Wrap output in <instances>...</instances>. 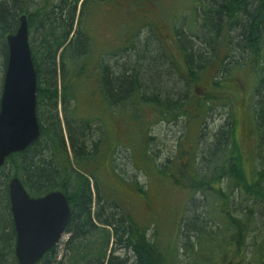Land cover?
Instances as JSON below:
<instances>
[{
    "label": "trees",
    "instance_id": "16d2710c",
    "mask_svg": "<svg viewBox=\"0 0 264 264\" xmlns=\"http://www.w3.org/2000/svg\"><path fill=\"white\" fill-rule=\"evenodd\" d=\"M128 1L131 12L152 16L134 28L124 24L128 45L115 47L109 54L117 60L108 63L95 52L91 27L97 10L113 0H0V68L5 72L8 63L6 38L26 15L41 129L35 143L0 167V264H18L8 190L13 178L31 197L63 192L71 207L63 256L57 246L38 264H264V0H189L188 35L176 31L174 39L181 60L164 47L152 53L150 39H138L158 27L154 8L146 7L152 0ZM129 51L135 60L126 58ZM237 102L248 120L250 151L238 137ZM218 110L225 119L208 134L205 124ZM116 117L134 147L111 146ZM180 120L199 130L189 148L180 144L178 157L159 165L144 150L153 139L150 127ZM119 147L135 161L141 148L148 181L159 177L185 192L183 215L172 221L168 240L154 211L152 220L141 221L120 188L101 178L107 166L129 185L113 167ZM130 186L147 199L137 183Z\"/></svg>",
    "mask_w": 264,
    "mask_h": 264
},
{
    "label": "rangeland",
    "instance_id": "374dc122",
    "mask_svg": "<svg viewBox=\"0 0 264 264\" xmlns=\"http://www.w3.org/2000/svg\"><path fill=\"white\" fill-rule=\"evenodd\" d=\"M189 4V0H152L151 6H149V4L146 7H152V9L154 8V14L157 18L156 22L158 27L153 31L150 29H144L138 36V39L142 40V42H147L150 39L149 47L151 50H148H150L152 53L155 52V50L158 52L162 47H164L169 55H173L175 59L181 60V55L177 45L174 42V39L177 36L176 31H181L184 35H188L186 23L191 20V18H189V10H187L189 9ZM104 5L105 6L100 7L99 10H97V24H94V27H91L92 36L94 37L95 44H98L97 47L94 46L96 48L95 52L97 51V53L104 54L108 63H114L117 58L110 55L114 48H118L119 46L125 47V45H128L126 43L124 45V40L127 35H129V33L124 35L126 32H124V24H127L128 27L130 26L131 28H134V26L138 23L140 24L141 21H144L145 19L147 21L150 20L152 15L150 12L144 11L143 9H141L143 10L142 12H137V14L131 12L130 10L132 7H129L131 5L130 1L128 0H113V3L108 2L104 3ZM160 26L165 28L162 29ZM170 26L172 27V30L169 28ZM128 31L133 33L134 29L133 31ZM132 36L133 35L129 37ZM152 37L154 39H152ZM100 55L101 54H99V57ZM125 55L127 59L132 57L135 60V54H131V51ZM119 60L122 62L121 56L119 57ZM166 68L170 67L167 66ZM172 71L173 76L178 80L179 69L177 70V68H175ZM4 75V68L2 69L1 67L0 87L4 81ZM58 85L60 87V80ZM96 101V105L99 109L101 107V102L99 99H96ZM239 106L240 104L237 102L235 113L239 122L238 137L243 148L250 151L254 147V144L247 136V128H249V126L246 122V114L242 113ZM87 108L88 107H84L87 112H90L91 110ZM106 118L111 122L110 117ZM61 119L69 155L70 158H73L69 148L68 137L64 128V116L62 114ZM224 119V110H218L213 113V115L208 118V121L205 124L207 133L212 134L223 123ZM112 121L113 122L110 125V131L113 135H115L110 139L111 146H114L118 141H121L125 145H129V143H131L134 147V141L131 142L130 140L123 139L122 137L123 123L121 122L120 118H113ZM189 124H187L184 120H180L179 123L175 124L160 122L152 125V127H150V134L153 139L150 141V143H148L146 148L143 147L144 150L146 149V151L149 152L150 157L154 158L155 162L159 165L168 164L169 159L174 161L179 155L180 144H182L184 148H189V140H191V138H193L199 130L198 124ZM135 150L137 151L138 157L136 161L133 156V152H131L128 148L123 147L116 149L113 158L111 157L113 160L114 169L117 170L129 183L128 186L120 184L112 169L107 166H104L100 171L101 178H103V180L113 187H116L117 189L120 188L119 190L121 194L125 196L130 212L134 213V215L141 221L145 222L152 220L154 211V213L157 214V217L159 218V231L161 233V237L163 240H168L167 237L172 234L170 228L175 227L172 224V221L178 220L183 215L186 194L181 190L175 189L171 184L162 178L152 176L151 180L148 181L145 175L150 173H147L148 170L146 169V164L140 157L141 148H135ZM9 169L10 165L7 166V170ZM148 169V172H150V168ZM132 182L137 183L138 186L141 187L143 191H145L147 199H144L140 194L136 193L135 189L130 186V183ZM68 237V235H65L62 239V242L60 243L58 248L59 258L63 256L64 243L68 240ZM118 254L122 256L129 255V257H131L132 253L129 251L126 253L119 251Z\"/></svg>",
    "mask_w": 264,
    "mask_h": 264
},
{
    "label": "water",
    "instance_id": "95a60500",
    "mask_svg": "<svg viewBox=\"0 0 264 264\" xmlns=\"http://www.w3.org/2000/svg\"><path fill=\"white\" fill-rule=\"evenodd\" d=\"M8 64L0 99V167L13 153L26 150L41 136L37 118V73L29 46L26 16L15 34L7 37ZM17 235L19 264H37L62 238L72 211L66 195L55 191L43 197L29 196L21 181L9 185Z\"/></svg>",
    "mask_w": 264,
    "mask_h": 264
},
{
    "label": "flooded vegetation",
    "instance_id": "af4514ba",
    "mask_svg": "<svg viewBox=\"0 0 264 264\" xmlns=\"http://www.w3.org/2000/svg\"><path fill=\"white\" fill-rule=\"evenodd\" d=\"M8 190H9V188H8ZM60 192V191H59ZM10 193V192H9ZM63 193V192H62ZM49 194V193H48ZM43 197V196H42ZM35 198V197H34ZM37 198H39V197H37ZM67 198V197H66ZM68 200V199H67ZM9 201H10V194H9ZM10 211H11V215H12V210H11V203H10ZM12 217H13V215H12ZM12 221H13V218H12ZM13 225H14V221H13ZM14 230H15V227H14ZM15 233H16V231H15ZM17 238V237H16ZM15 245H16V242H15Z\"/></svg>",
    "mask_w": 264,
    "mask_h": 264
}]
</instances>
